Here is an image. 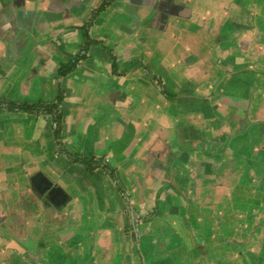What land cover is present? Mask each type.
Returning a JSON list of instances; mask_svg holds the SVG:
<instances>
[{
  "label": "crops",
  "instance_id": "crops-1",
  "mask_svg": "<svg viewBox=\"0 0 264 264\" xmlns=\"http://www.w3.org/2000/svg\"><path fill=\"white\" fill-rule=\"evenodd\" d=\"M0 103V264H264V0H0Z\"/></svg>",
  "mask_w": 264,
  "mask_h": 264
},
{
  "label": "trees",
  "instance_id": "trees-1",
  "mask_svg": "<svg viewBox=\"0 0 264 264\" xmlns=\"http://www.w3.org/2000/svg\"><path fill=\"white\" fill-rule=\"evenodd\" d=\"M106 7V4L102 6V8L99 10H103ZM85 37L88 41V33L85 31ZM89 42L87 43V45ZM84 57V56H83ZM82 56L77 57L71 64L62 66L58 71V77L62 78L67 76L70 72H72L75 67L79 64V62L83 59ZM64 99L63 93L61 92L58 96L56 103L54 104H44V103H38L36 105H27V104H16L14 102H6V108L11 112H22V113H44L52 117L53 122H55L58 125V128L55 131V135L57 140L60 141L61 138V115L59 113V106L62 103ZM2 103V102H1ZM1 103H0V109H1ZM60 145V143H59ZM61 151H64L61 149ZM72 159L76 162H79L82 164L89 172H93L97 166L98 162H96L93 158H85L80 156H74L71 155ZM111 177L116 180V177L114 176V173L110 171Z\"/></svg>",
  "mask_w": 264,
  "mask_h": 264
},
{
  "label": "water",
  "instance_id": "water-1",
  "mask_svg": "<svg viewBox=\"0 0 264 264\" xmlns=\"http://www.w3.org/2000/svg\"><path fill=\"white\" fill-rule=\"evenodd\" d=\"M46 192V193H45ZM45 193V201L57 210H62L70 202L69 195L58 184L49 182Z\"/></svg>",
  "mask_w": 264,
  "mask_h": 264
},
{
  "label": "rangeland",
  "instance_id": "rangeland-1",
  "mask_svg": "<svg viewBox=\"0 0 264 264\" xmlns=\"http://www.w3.org/2000/svg\"><path fill=\"white\" fill-rule=\"evenodd\" d=\"M53 124H54V122H53ZM54 129V128H53ZM54 131H56L55 129H54ZM73 209V206L72 205H70V206H68V207H66L65 208V213H66V215H67V213H69V211L70 210H72ZM70 216V215H69ZM71 216H72V214H71ZM67 218H69V217H67ZM70 221H71V219H70ZM55 250H57V248H55Z\"/></svg>",
  "mask_w": 264,
  "mask_h": 264
},
{
  "label": "built area",
  "instance_id": "built-area-1",
  "mask_svg": "<svg viewBox=\"0 0 264 264\" xmlns=\"http://www.w3.org/2000/svg\"><path fill=\"white\" fill-rule=\"evenodd\" d=\"M53 127L56 130L58 128V125L54 122Z\"/></svg>",
  "mask_w": 264,
  "mask_h": 264
},
{
  "label": "flooded vegetation",
  "instance_id": "flooded-vegetation-1",
  "mask_svg": "<svg viewBox=\"0 0 264 264\" xmlns=\"http://www.w3.org/2000/svg\"><path fill=\"white\" fill-rule=\"evenodd\" d=\"M45 200V198H43Z\"/></svg>",
  "mask_w": 264,
  "mask_h": 264
}]
</instances>
